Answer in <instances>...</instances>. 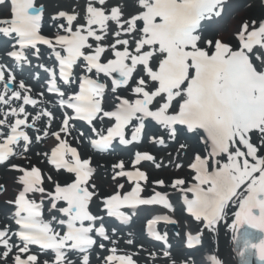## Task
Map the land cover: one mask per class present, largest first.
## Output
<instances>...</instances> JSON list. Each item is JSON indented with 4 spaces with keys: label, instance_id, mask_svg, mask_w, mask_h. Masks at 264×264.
<instances>
[{
    "label": "snow or ice",
    "instance_id": "snow-or-ice-1",
    "mask_svg": "<svg viewBox=\"0 0 264 264\" xmlns=\"http://www.w3.org/2000/svg\"><path fill=\"white\" fill-rule=\"evenodd\" d=\"M224 3L134 0L128 11L120 0H87L82 13L46 16L38 0H0V46L6 45L0 56V165L16 173L18 185L6 201L18 229L0 224V264H91L96 249L107 253L102 264H140V252L119 249L117 229L106 226V217L126 224L131 217L122 209L139 206L174 212L167 189L182 194L197 224L196 234L189 231L185 237L188 248L223 224L232 232L239 264H253V257L264 264V17L244 20L228 40L206 35L205 22L220 17ZM25 67L33 69L29 75L37 83L43 71L44 90L34 93L26 79L17 78ZM101 75L110 83L101 82ZM77 81L79 90L65 99L63 86ZM46 93L60 98L58 107L65 111L59 120L47 106ZM106 93L113 97L109 108L104 107ZM146 121L157 131L147 132ZM180 137L177 159L171 152L167 157L176 170L184 168L181 152L187 156L192 147L187 141H194L188 176L168 182L150 177L144 163L156 170L167 165L138 150L128 164L124 159L111 164L116 189L111 193L97 187L93 157L80 150L85 140L104 153L117 140L128 146L147 138L152 146L166 148ZM48 140L51 147L32 153ZM30 153L42 157L50 170L34 164ZM150 183L161 190L145 197ZM94 200L103 214L90 210ZM53 221L66 230L54 228ZM161 221L176 222L168 214L155 215L147 221L148 232L168 245L167 233L155 227ZM126 244L135 247V240ZM148 255L151 264H160L159 254L148 250ZM162 256L164 264H177L170 250L162 249ZM183 264L195 261L186 258ZM202 264L223 261L210 255Z\"/></svg>",
    "mask_w": 264,
    "mask_h": 264
},
{
    "label": "bare ground",
    "instance_id": "bare-ground-1",
    "mask_svg": "<svg viewBox=\"0 0 264 264\" xmlns=\"http://www.w3.org/2000/svg\"><path fill=\"white\" fill-rule=\"evenodd\" d=\"M45 6L46 9L50 12V10H53L54 8H61L59 11H72L74 10V12H78V8L76 9H72L71 7H73V5H75V3H72L71 0H43L42 1ZM113 2H115V0H113ZM121 3H125L126 5L128 4L125 0H120ZM261 0H257V1H250V0H230L229 1V5L232 6L231 8H229V10L234 11L233 14H236V19H234L233 21H231L227 26L228 28L226 29V32L223 34H218L217 37L221 40H228L229 38L233 37V34L236 33L235 29H236V23L241 19L242 21L244 20H251V19H259L264 17V8L261 7ZM133 7H130L129 4L127 5V10L131 11ZM240 17V18H239ZM240 20V21H241ZM179 147V146H178ZM191 150L188 151L187 156L189 155L190 152H192V147L190 148ZM175 152V151H174ZM177 153V150L174 154ZM160 154V153H158ZM161 154H164V152H161ZM177 155V154H176ZM192 155V153H191ZM183 153L181 152V156H180V160L187 159V156H185L184 158H182ZM40 160V159H39ZM101 161H95L96 165L98 166L99 170H100V174L98 175L97 179L101 182H105L102 178L104 176H107V178H109V170H110V166L113 162H115V160H110L108 159H100ZM117 160V159H116ZM166 158H164L163 163L166 164L167 163ZM183 163V161H182ZM167 168L170 169H164V170H160L158 172H155L156 177H163L165 179H171V178H175V177H183L188 175V172H186V170L184 168H181L179 170H176L174 167L171 168L172 166L169 164L167 165ZM1 184H5V188H6V192L5 195H9L10 194V189L12 186V181L9 178L8 173H5L4 176L2 177V180L0 182ZM106 183V182H105ZM97 187L100 189L101 192L104 191V189H108L106 188V186L101 185L100 183L96 184ZM107 190V191H108ZM1 200V199H0ZM3 203V201H2ZM0 206L4 207L3 204L0 203ZM188 226V224H185L184 222H179L178 224V228L180 229V231L182 232L183 229H186V227ZM222 228L219 229L218 232L215 233H206L204 232V242H205V247L207 251H211V252H216L218 253L220 256H227L228 253V245H227V239H228V231L227 228L224 226H221ZM135 235L136 237H134V239H137V230L135 228ZM140 246V245H138ZM138 246L136 248H130V247H126L123 246L124 248L130 249L132 252L133 251H138ZM143 249L145 251L146 254H148V250H151L154 253L159 254V259H160V264H164V259L162 256V253H159L158 251L154 250V249H150L147 248L145 246H143ZM218 255V256H219ZM174 257V256H173ZM175 258V257H174ZM196 261L199 263H202L203 260H200L197 256L195 257ZM148 261V263L150 264L151 260H144L142 262Z\"/></svg>",
    "mask_w": 264,
    "mask_h": 264
}]
</instances>
